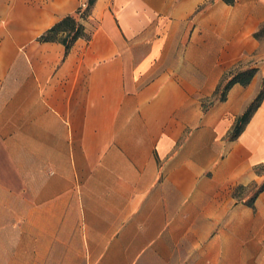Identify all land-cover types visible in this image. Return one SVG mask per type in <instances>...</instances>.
Listing matches in <instances>:
<instances>
[{
	"label": "crops",
	"instance_id": "1",
	"mask_svg": "<svg viewBox=\"0 0 264 264\" xmlns=\"http://www.w3.org/2000/svg\"><path fill=\"white\" fill-rule=\"evenodd\" d=\"M88 0H0V264H264V0H96L66 54L37 38Z\"/></svg>",
	"mask_w": 264,
	"mask_h": 264
},
{
	"label": "trees",
	"instance_id": "2",
	"mask_svg": "<svg viewBox=\"0 0 264 264\" xmlns=\"http://www.w3.org/2000/svg\"><path fill=\"white\" fill-rule=\"evenodd\" d=\"M223 1L228 5H233L235 3V0ZM95 2L96 0H88V3L84 6V8L78 9L75 15L67 16L58 23H56L46 32L41 34L37 38V41L39 43H61L65 47L66 54L69 52V50L72 48V46L77 40L86 39L87 41H89L91 36L86 34L85 28L82 25L81 20L89 16ZM260 33L261 28H259L258 31L254 33L253 36L256 40L259 38ZM257 73L258 68L241 69L239 66L230 68L224 73L212 96L211 107L217 102L226 101L228 92L234 85L239 84L244 87L248 86L252 82L254 77L257 75ZM263 99L264 83L254 100L248 105L244 113L236 120V123L234 124L229 134L230 140H236L242 134L252 115L260 107ZM211 107H206L203 104V111L207 112ZM253 169L257 175L264 176V164H258L254 166ZM252 187L253 193L248 198H246L244 193L248 186H236L232 191V197L236 201V203L245 204L251 208H254L257 198L261 193L264 192V181L261 184L253 183Z\"/></svg>",
	"mask_w": 264,
	"mask_h": 264
},
{
	"label": "rangeland",
	"instance_id": "3",
	"mask_svg": "<svg viewBox=\"0 0 264 264\" xmlns=\"http://www.w3.org/2000/svg\"><path fill=\"white\" fill-rule=\"evenodd\" d=\"M260 28H261V33H260L259 38L257 39L258 46H257V49L254 52V54L252 56L244 58L242 61H240L239 63H237L236 65H234L232 67L239 66L241 69L258 68L259 78L257 79V81H255V83L257 84V86H259V84H260L259 87L261 88L263 86V83H264V23L260 26ZM4 36H5V34L0 33V38H3ZM228 70H226V71H228ZM260 88H259V90H260ZM201 102H202V107H203V104L206 107H209V106L211 107L212 97L204 98L201 100ZM263 181H264V178H263ZM262 182H260V183L253 182V183L261 184ZM253 183L246 185V186H248V188L245 190V193H244L246 198H248L253 193V187H252ZM75 264H81V263H75Z\"/></svg>",
	"mask_w": 264,
	"mask_h": 264
}]
</instances>
